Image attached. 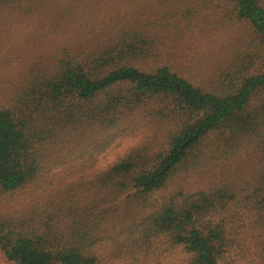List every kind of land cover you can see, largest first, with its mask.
I'll return each instance as SVG.
<instances>
[{"label": "trees", "instance_id": "trees-1", "mask_svg": "<svg viewBox=\"0 0 264 264\" xmlns=\"http://www.w3.org/2000/svg\"><path fill=\"white\" fill-rule=\"evenodd\" d=\"M46 1L0 0V34L29 22L25 36L32 38L19 83L0 102V199L43 181L57 186L59 196L50 209L0 214L7 259L102 264L103 250L126 264H150L140 255L159 240L180 248L183 264H236L234 246L252 253L239 241L240 218L223 211L248 200L264 220V54L252 57L244 46L245 53H219L216 83L208 88L170 64L144 65L156 57L158 23L97 18L95 6ZM223 1L230 20L264 47V0ZM195 63L208 72L203 59ZM148 123L123 153L95 167L105 151ZM68 142V157L49 153ZM242 147L260 160L244 184L183 186L180 175ZM57 166L65 172L59 182L52 176ZM67 177H74L68 190ZM259 259L249 262L264 264V247Z\"/></svg>", "mask_w": 264, "mask_h": 264}, {"label": "rangeland", "instance_id": "rangeland-1", "mask_svg": "<svg viewBox=\"0 0 264 264\" xmlns=\"http://www.w3.org/2000/svg\"><path fill=\"white\" fill-rule=\"evenodd\" d=\"M60 1L66 2L67 5L72 4L75 8L81 7V10H87L86 6H95V11L91 13L97 18H115L125 21H135L136 19L140 24L149 23L151 26L158 23L154 36L158 46L157 54L144 65L151 68L160 64H170L189 76L196 84L208 88L216 83L219 55H224L226 58L230 52L237 50L245 53V48L247 49L246 53L252 57L264 54V47L255 46V42L244 25L230 20L227 15L228 5L223 0H207L206 2L202 0L200 2L194 0H47L46 2L56 6L55 3L61 4ZM83 13L86 14V11ZM78 15L80 14L78 13ZM28 23L24 22L21 26L4 28L1 31V103L8 100L10 91L15 88L16 82L19 83L22 70L26 67L29 54L25 52V48L30 36L25 35L31 30ZM173 23L175 26L172 25ZM214 56L215 60L214 58L209 60V57ZM201 59L207 62L202 64L203 67L209 68L207 73L200 66L198 68L196 63L192 65L194 60L196 62ZM213 61L214 67L212 68ZM254 61L256 62L254 66L257 69L261 68V58L256 57ZM139 122L144 123L142 120ZM142 125V129L138 131L137 135L125 137L105 151L98 158L95 167H103L111 162L129 148L138 137L146 133L149 126H152L151 123ZM71 144L68 142L64 145H52L49 153H52L53 157L59 155L68 157L69 149L73 145ZM76 153H73V156ZM256 156L257 153L255 154L250 148L239 150L235 156L216 155V158H212L207 166H202L187 175H180L179 178H182L183 186L190 191L208 190L227 180L244 184L245 177L250 175L254 167L260 164H258L260 160H257ZM63 175L65 172L61 166H57L52 174L55 182H59V178ZM178 179L173 183L175 188H177ZM73 181L74 177L66 178L65 188L67 190L71 187L68 183ZM48 183L49 181H43L40 185L30 186L16 194L0 199V214L21 215L52 208L53 203L59 201V196L56 195L57 186L52 187ZM259 210L256 202L243 200L233 203L231 208L223 211L228 219L234 214L237 219L240 218L239 241L242 246L245 245L252 251L249 255H245L239 251V247L234 246L231 251V259L236 264H250L249 260L252 259L260 262L259 256L264 247V220L259 217ZM101 256L102 264H126L120 258H113L108 251L102 250ZM186 260L187 255L180 248L173 249L164 240H159L149 254L143 252L140 255V261L150 264H183ZM0 264H13L1 250Z\"/></svg>", "mask_w": 264, "mask_h": 264}]
</instances>
